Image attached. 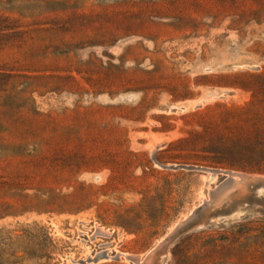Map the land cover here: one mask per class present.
<instances>
[{"label":"rangeland","instance_id":"374dc122","mask_svg":"<svg viewBox=\"0 0 264 264\" xmlns=\"http://www.w3.org/2000/svg\"><path fill=\"white\" fill-rule=\"evenodd\" d=\"M96 87L139 96L100 137ZM155 161L262 180L214 205L228 174ZM156 248L153 264H264V0H0V264Z\"/></svg>","mask_w":264,"mask_h":264},{"label":"crops","instance_id":"0c3cea01","mask_svg":"<svg viewBox=\"0 0 264 264\" xmlns=\"http://www.w3.org/2000/svg\"><path fill=\"white\" fill-rule=\"evenodd\" d=\"M131 56L126 54L124 59L130 58ZM131 59V58H130ZM124 72V71H123ZM128 72V71H126ZM128 87L112 88L107 87L100 89L96 87V93L87 97L90 99L91 105L88 110L94 111V132H96V137L106 136L112 134L110 127L112 118L116 115V112L120 109L130 110L131 104L128 106L126 104L132 103L133 100H137L139 96L138 93L133 91Z\"/></svg>","mask_w":264,"mask_h":264},{"label":"bare ground","instance_id":"6f19581e","mask_svg":"<svg viewBox=\"0 0 264 264\" xmlns=\"http://www.w3.org/2000/svg\"><path fill=\"white\" fill-rule=\"evenodd\" d=\"M160 147V146H159ZM158 147V148H159ZM155 151H153V153H155ZM155 163L162 167V168H166V169H171V170H178V169H185V170H198V171H205L207 169H203V167L201 166H191V165H177V164H173V165H165L162 163H159L158 161H155ZM51 171V170H50ZM46 171L44 174L47 175L46 178H49V182L53 181V172L51 171ZM251 175V174H248ZM217 176V174H213L211 173V179H214ZM232 177H228L226 179V181H224L220 186H218L214 191H213V204L217 205L219 203H221L225 197H227L228 195H230L231 193H233V191L237 190V189H244L245 185L243 184V182L245 181V179H243L240 175V173H234L231 175ZM253 177L260 179L261 177L258 175H252ZM69 185H52L50 186L49 189H53L54 191H56L58 188H66ZM75 196L77 197H84L86 196V194H82L80 191H76L74 193ZM45 198L48 199L47 195L45 196ZM192 216V215H191ZM191 217H187L185 218V220H183L182 222H180L177 227L173 230L174 232L177 230V228L183 226L188 220H190ZM124 223L125 226L129 227V228H133L134 225L131 224V220L124 218V220L122 221ZM99 232L103 233V234H109V231H105L104 228L99 227ZM168 239H164V241L161 242V244H159L158 249L163 247V245L167 242ZM157 248L154 249L148 256V260L146 261L145 264H153V260H154V255L156 252Z\"/></svg>","mask_w":264,"mask_h":264},{"label":"water","instance_id":"95a60500","mask_svg":"<svg viewBox=\"0 0 264 264\" xmlns=\"http://www.w3.org/2000/svg\"><path fill=\"white\" fill-rule=\"evenodd\" d=\"M199 167V166H198ZM203 169H207L205 170L204 172H208V173H213V174H222V173H225V174H228V177H232L231 175L233 174V172H230V171H221V170H217V169H210V168H206V167H203ZM196 170V169H195ZM198 171V170H197ZM236 174V173H235ZM241 177L243 179H245L244 182H248V181H259V180H262V179H257L255 177H253L252 175H248V174H240ZM243 182V183H244ZM238 191L241 190V189H237Z\"/></svg>","mask_w":264,"mask_h":264}]
</instances>
